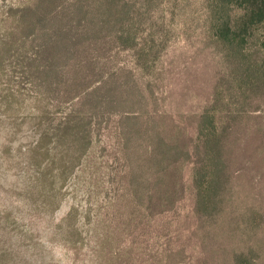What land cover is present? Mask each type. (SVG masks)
<instances>
[{
  "label": "rangeland",
  "instance_id": "1",
  "mask_svg": "<svg viewBox=\"0 0 264 264\" xmlns=\"http://www.w3.org/2000/svg\"><path fill=\"white\" fill-rule=\"evenodd\" d=\"M32 1L0 0V264H217L226 255L215 249L218 243L233 250L253 246V263L264 264L261 152L253 160L247 149L233 163L237 167L243 163L242 169L235 170L232 201L236 211L244 215L245 210H259L262 216L246 222L238 219L232 235L225 213L215 225L204 226L192 213V161L181 163L183 192L171 209L160 215L146 211L149 143L143 136L156 132L145 124L147 114L154 110V119L159 117L157 125L165 134L179 129L194 140V116L215 98L234 111L240 107L241 87L246 86L238 79H247V72L238 75L234 63L224 59L215 44L202 0H155L142 34L154 31L155 37L165 39L154 63L141 67L133 49L105 56L106 72L99 79L112 72L121 79V73L129 72L154 104L134 113L140 115L136 122L141 134L125 129L131 121L118 120L122 113L110 111L102 116L87 151L73 166L72 149L50 133L77 97L58 100L45 90L40 79L47 78L34 71L36 63L30 60L40 39L24 42L18 37L27 33L21 15ZM41 25L36 27L38 33ZM256 29L244 44L243 68L256 60L264 63V26ZM262 89L248 92L257 96L251 97L247 107L248 120L259 114L264 125ZM221 107L216 106L219 115H223ZM43 148L47 156L42 158L38 152ZM141 169V182L129 183L133 172L136 175Z\"/></svg>",
  "mask_w": 264,
  "mask_h": 264
},
{
  "label": "trees",
  "instance_id": "2",
  "mask_svg": "<svg viewBox=\"0 0 264 264\" xmlns=\"http://www.w3.org/2000/svg\"><path fill=\"white\" fill-rule=\"evenodd\" d=\"M202 3L215 44L220 46L222 57L234 63L238 75L247 72V79H238L246 86L241 87L240 107L234 111L215 98L194 116V140L179 129L165 134L157 125L159 117L154 119V110L152 115L147 114L145 124L156 132L143 136L149 143L146 153L150 171L149 207L146 211L160 215L171 209L183 192L181 163L192 161V213L203 226L215 225L218 216L225 213L227 231L232 235L235 233L232 225L238 219L246 222L262 216L259 210H245L242 215L239 213L242 210L236 211L232 196L237 179L235 170L243 167V163L240 167L233 165L236 157L247 153L248 149L250 155L253 153V160L258 152L262 153L260 162L264 159L262 118L258 114L255 120L249 121L247 107L251 97L257 96L248 92L254 88L264 90V63L256 60L243 68L241 62L244 44L259 24L264 26V0H202ZM154 4L155 0H33L22 9L21 23L27 33L21 32L18 37H23L24 42L40 39L34 47L35 56L30 60L36 63L34 71L47 78L40 79L45 90L58 100L70 101L77 97L69 113L50 133L59 144L72 149L71 166L85 154L92 132L101 126L102 116L110 111L122 113L120 116L125 113L126 116H118V120L131 121L129 125L123 122L128 127L125 129H135L141 134L136 122L140 115L134 113L145 110L144 106L154 104V100L148 94V98L144 97L129 72L121 73V79H115V72L106 73L104 79H99V74L105 75L107 57L118 50L133 49L143 68L155 62L157 49L165 39L155 37L154 31L142 35L146 29L144 23L151 18L147 13ZM38 25L42 26L40 33L36 29ZM141 26L144 29L140 31ZM95 81L97 83L93 84ZM217 105L222 106L223 115L216 112ZM46 151L45 148L39 150V156L46 157ZM142 173V169L136 175L133 172L129 183L138 179L141 182ZM252 248L233 250L218 243L215 249L223 250L226 255L225 260L222 258V263L217 264H254Z\"/></svg>",
  "mask_w": 264,
  "mask_h": 264
}]
</instances>
